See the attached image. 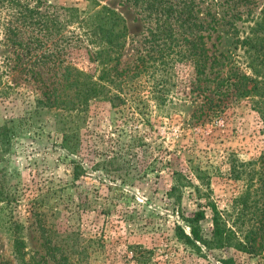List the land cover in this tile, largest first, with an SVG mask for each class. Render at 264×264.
Instances as JSON below:
<instances>
[{
  "label": "rangeland",
  "instance_id": "obj_1",
  "mask_svg": "<svg viewBox=\"0 0 264 264\" xmlns=\"http://www.w3.org/2000/svg\"><path fill=\"white\" fill-rule=\"evenodd\" d=\"M23 1L32 6L37 0ZM95 1L124 21L128 40L121 67L130 65L143 40L141 17L119 0ZM40 2L92 7L90 0ZM248 7L255 16L264 0H252ZM6 21L0 10V135L9 132L0 136L3 264H55L46 254L38 220L52 232L51 246L69 250L71 264H220L228 257L234 264H264V248L257 255L234 248L208 251L198 242L196 248L186 244L176 230L180 226L188 233V221L203 212L194 225L209 240L214 205L229 220L227 227L243 231L235 201L247 183H256L258 173L264 175V117L251 100L211 121L198 119L201 101L189 93L188 68L178 67L164 88L155 86L158 77L126 78L120 93L113 90L120 100L93 101L83 117L64 109L34 114L36 95L26 71L46 80L58 68L28 60L27 54L17 60L23 47L12 43ZM243 27L238 23L241 39ZM218 34L227 64L223 74L237 67L251 76L247 49L222 27ZM64 59V65L98 76L97 64L84 52ZM62 129L75 135V151L62 147Z\"/></svg>",
  "mask_w": 264,
  "mask_h": 264
},
{
  "label": "trees",
  "instance_id": "obj_2",
  "mask_svg": "<svg viewBox=\"0 0 264 264\" xmlns=\"http://www.w3.org/2000/svg\"><path fill=\"white\" fill-rule=\"evenodd\" d=\"M90 1L91 8L79 10L44 7L40 0L32 6L23 0H0V10L5 12L6 23L11 26L12 43L23 47L24 54H18L17 60L27 54L28 60L58 68L46 80L33 69L26 71L36 95L32 113L64 109L78 111L83 117L93 101L120 100L113 90L120 93L126 78L131 81L141 76L153 80L158 77L155 86L163 87L173 80L178 67H187L189 93L201 101L198 119H216L244 100H251L264 117V7L253 16L248 7L252 0H119L137 10L144 25L142 44L136 49L133 62L122 68L121 58L128 40L124 21L115 11ZM244 6L247 8H241ZM97 7L100 9L96 10ZM238 23L246 24L243 39ZM220 27L233 36L235 44L247 49L246 67L251 76L237 67H229L223 74L227 64L218 49ZM74 52H84L90 62L97 64V77L74 69L70 63L64 65V58ZM62 130V147L75 151V135ZM257 176L256 183H247L246 192L235 201L237 220L245 226L240 234L234 225L227 227L229 220L213 205L209 240H203L194 225L203 212L188 221L191 224L188 233L177 226L178 237L195 248L198 246L194 243L198 242L208 251L234 248L259 254L264 248V175L261 172ZM43 222L38 220L36 224L43 234L46 254L55 264H71L69 250L51 246L52 232ZM218 261L234 264L230 257Z\"/></svg>",
  "mask_w": 264,
  "mask_h": 264
}]
</instances>
